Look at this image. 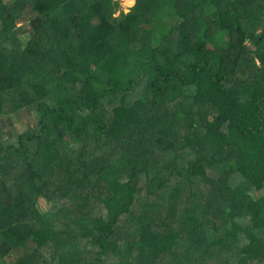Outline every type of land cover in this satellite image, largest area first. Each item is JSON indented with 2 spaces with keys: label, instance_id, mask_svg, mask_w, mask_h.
<instances>
[{
  "label": "trees",
  "instance_id": "16d2710c",
  "mask_svg": "<svg viewBox=\"0 0 264 264\" xmlns=\"http://www.w3.org/2000/svg\"><path fill=\"white\" fill-rule=\"evenodd\" d=\"M119 6L0 0V264H264V0Z\"/></svg>",
  "mask_w": 264,
  "mask_h": 264
},
{
  "label": "rangeland",
  "instance_id": "374dc122",
  "mask_svg": "<svg viewBox=\"0 0 264 264\" xmlns=\"http://www.w3.org/2000/svg\"><path fill=\"white\" fill-rule=\"evenodd\" d=\"M118 2L120 6L116 16L120 15L121 11H124V9L128 7L127 0H118ZM29 39L30 35L21 37L24 47L27 45ZM35 123V117L28 110H23L21 113L14 116H0V139L3 137L15 139L21 132L33 127ZM40 201L42 203L40 205L41 209L46 211L47 206L44 204L43 200Z\"/></svg>",
  "mask_w": 264,
  "mask_h": 264
},
{
  "label": "clouds",
  "instance_id": "9594fccd",
  "mask_svg": "<svg viewBox=\"0 0 264 264\" xmlns=\"http://www.w3.org/2000/svg\"><path fill=\"white\" fill-rule=\"evenodd\" d=\"M127 3H128V7L124 9L125 14H127L131 10V7L135 6L136 0H127Z\"/></svg>",
  "mask_w": 264,
  "mask_h": 264
}]
</instances>
